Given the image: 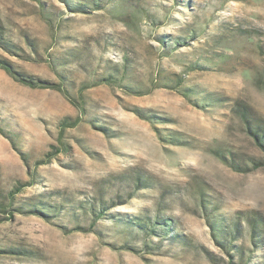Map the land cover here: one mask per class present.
Returning <instances> with one entry per match:
<instances>
[{
    "label": "rangeland",
    "instance_id": "374dc122",
    "mask_svg": "<svg viewBox=\"0 0 264 264\" xmlns=\"http://www.w3.org/2000/svg\"><path fill=\"white\" fill-rule=\"evenodd\" d=\"M0 59L83 101L0 68V264H264V0H0Z\"/></svg>",
    "mask_w": 264,
    "mask_h": 264
},
{
    "label": "trees",
    "instance_id": "16d2710c",
    "mask_svg": "<svg viewBox=\"0 0 264 264\" xmlns=\"http://www.w3.org/2000/svg\"><path fill=\"white\" fill-rule=\"evenodd\" d=\"M67 2V4H70L69 1H65ZM86 7V4L84 2H78L75 6V10L77 11H83L84 8ZM0 68L4 69L14 80L20 82L21 84H24L26 86L32 87V88H50V89H55L58 90L60 92H62L69 101H71L73 104H75L78 107H81L83 105V101H82V95H80V98H76L74 97L66 87H64V83H56V82H50L47 80H43L40 78H36L33 76H29L28 74L18 70L13 63H11L8 60H4V59H0ZM109 73L104 74L97 82L99 83H108V84H113V83H121L120 86L121 88H124L127 92H140L139 90L141 89H137L136 87L129 85V84H124L123 80H125V78H127V74L124 73L122 75H120V73H115L120 72V70H118L116 67H109ZM127 71V69H125ZM96 83V84H98ZM88 85H84V87H87ZM182 94L187 97V98H191V94L192 91L187 89L184 90V88L181 89ZM136 113L141 116L142 118H146V119H150L152 117H150L149 115H145L141 110H136ZM149 116V117H146ZM77 123V121H76ZM76 123H62L63 128L62 131L66 129V127L68 126H75ZM255 138L257 141V144L259 145V147L261 148V150H263L264 152V134L260 135L258 133L255 132ZM65 144V143H63ZM50 160V159H49ZM49 160L47 159H41L39 160L40 163H47L49 162ZM203 194V193H202ZM201 200V199H200ZM203 208L206 206L204 205V199H202L201 201ZM98 214H96V212H93V216H97ZM124 220V219H123ZM224 220L225 218H207L208 224L213 232V236H216V231L217 232H221V233H225L226 229H224L222 226L224 225ZM127 224H134V225H138V228L140 231H142L143 234L147 235V237H145V243L144 246L147 249H154L156 247L157 244L159 243H155L153 241V235L156 236H163V235H169L170 232L175 231V225L172 221H168L164 218H162L160 215H156V216H151V217H147L146 219H144L143 221L140 222H136V221H131L130 219H125L124 221ZM96 225V219L92 217V222L89 225V229L93 230L94 226ZM178 239H183L182 237L177 235Z\"/></svg>",
    "mask_w": 264,
    "mask_h": 264
}]
</instances>
